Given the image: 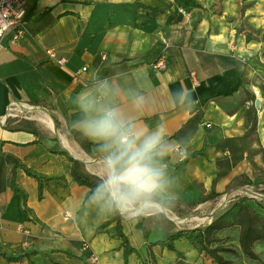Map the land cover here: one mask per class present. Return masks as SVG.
<instances>
[{"label":"crops","instance_id":"crops-1","mask_svg":"<svg viewBox=\"0 0 264 264\" xmlns=\"http://www.w3.org/2000/svg\"><path fill=\"white\" fill-rule=\"evenodd\" d=\"M195 1L200 6L184 7L178 0H28L24 35L0 47V264H30L27 257L9 261L2 255L33 251L47 254H33L34 264H90L83 242L100 264H124L116 224L97 230L115 207L87 196L89 188L75 180L67 157L105 182L106 157L115 145L104 149L105 141L90 137L89 152L70 130L85 134L86 123L104 109L117 112L137 143L164 131L153 157V166L163 172L162 187L152 195L168 202L150 198L120 211L124 232L138 250L128 264H137L150 243L182 229L183 219L198 217L201 223L190 228L204 226L227 200L259 194L257 184L264 185V12L256 6L264 0ZM244 19L259 30L253 33L256 39L246 41L248 29L237 33ZM48 50L67 62L60 64ZM162 55L166 67L156 70L153 64ZM13 106L39 107L52 123H21L8 113ZM199 111L202 119L181 144L174 134ZM205 143L204 154H196ZM182 152L186 159L180 161ZM13 159L58 180L45 185L40 199L38 180L15 168ZM13 182L26 190L28 212ZM186 212L191 217H184ZM175 249L153 246L157 264H215L186 239L177 240Z\"/></svg>","mask_w":264,"mask_h":264},{"label":"trees","instance_id":"trees-1","mask_svg":"<svg viewBox=\"0 0 264 264\" xmlns=\"http://www.w3.org/2000/svg\"><path fill=\"white\" fill-rule=\"evenodd\" d=\"M184 7L187 6H200V4L195 0H178ZM246 8L242 9V13L244 14ZM246 19L242 23L237 26V33H241L246 29L250 30V32L246 33V41H251L256 39L257 37L253 34L259 32L253 25L249 22H245ZM245 23V25H243ZM234 91L227 93L226 95H231ZM203 111L197 112L193 115L182 127L174 134V138H176L181 144H185L191 135L193 134L195 128L197 127L198 122L202 119ZM256 117L254 118L252 127L256 125ZM71 133L74 135L76 140L90 152L91 146L94 142L91 140L89 136L84 134L83 132L71 128ZM208 144L205 143L203 148L197 152L196 154H204L205 149ZM60 153H65L64 151H59ZM66 154V153H65ZM68 159L72 162V174L75 180L80 185H85L89 188L87 196L96 195L99 198L100 202L109 201L114 207V203L110 201L109 194L102 187L104 183L98 179L96 176L88 174L85 170L84 163L75 159L74 157L67 154ZM15 168H22L28 175L35 177L38 180L39 184V198L43 197L44 187L51 180H58V177L54 176H46L40 173L33 171L26 164L22 163L18 159L12 160ZM1 173L2 169L0 168V190L1 186ZM11 188L14 193L20 196L22 209L24 212H28L29 209L27 207V199L28 194L25 189L19 186L17 183L13 182L11 184ZM150 198H154L160 202L166 203L168 200L160 199L154 197L153 195ZM253 197H249L247 195L238 196L233 202H231L226 208L221 210L210 223L204 226H198L194 228H182L172 234L165 241H157L152 242L148 245V254L149 257L153 260L154 264H157L156 255L153 250V246L160 245L162 248H168L171 250L175 249V242L179 239L188 240L199 253L206 255L211 258L215 264H233V261L227 258L224 254L226 253H235L236 251L224 245V239L219 236V234L232 231L234 229L238 230V244L243 252V254L251 259V260H260L258 253L255 250V246L259 242H264V212L256 210L254 207L252 200ZM176 202L177 200H171ZM257 202V201H256ZM195 204H189L188 206H194ZM112 223L116 224V235L122 240L121 247L124 251V264L129 263V257L138 253V250L131 244L129 237L124 232L123 229V216L120 213V210L115 207V214L110 217L108 220L103 222L101 225L97 227V230L101 228H106ZM138 226L143 229L144 234L148 235V231L145 227L138 223ZM44 254L46 253L42 251H33L31 253H22L20 255L8 256L3 254L2 256L6 257L9 261H19L24 257H27L30 260V264H34L31 261V256L33 254ZM89 255V253H87ZM179 257H182V254H178ZM60 264V263H56ZM175 264H182L181 260L177 261Z\"/></svg>","mask_w":264,"mask_h":264},{"label":"clouds","instance_id":"clouds-1","mask_svg":"<svg viewBox=\"0 0 264 264\" xmlns=\"http://www.w3.org/2000/svg\"><path fill=\"white\" fill-rule=\"evenodd\" d=\"M84 131L93 139L105 141L104 149L115 145L106 157L107 179L102 187L121 212L138 202L143 206L162 187L163 172L153 166L164 135L162 128L137 143L138 137H129L117 112L104 109L86 123Z\"/></svg>","mask_w":264,"mask_h":264},{"label":"rangeland","instance_id":"rangeland-1","mask_svg":"<svg viewBox=\"0 0 264 264\" xmlns=\"http://www.w3.org/2000/svg\"><path fill=\"white\" fill-rule=\"evenodd\" d=\"M260 4L263 5L264 3H261V2L258 3V5L256 6V8H257L256 11H258L259 13L260 12L263 13L264 7H262ZM258 7H259V9H258ZM236 17H239V15L237 14ZM242 22L243 21H241V23ZM238 23H240V22H238ZM243 25H245V23ZM245 27H246V25H245ZM8 113L12 117H14L15 119L20 120L21 123H24V121H33L39 127H43L45 125L44 122L41 120L42 114H45V113H44V111H41V109L39 107L33 106V107H25L24 108L22 106H13L8 111ZM36 124H33V125L36 126ZM262 187H260V185L257 184L255 189H256V192H258L259 194L256 195V198L253 197L252 203H253L254 207L256 208V210L264 212V185ZM258 188H261V189H258ZM234 200H232V201L227 200L224 208H226ZM224 208H222V210ZM197 213H198V211H195L194 213L192 212L191 216L196 215ZM171 216H175V214L174 215L171 214ZM188 216H190V215L188 212H186V215H184V217H188ZM192 218L187 219L186 221L181 223L180 226L182 228H190V227L196 225L197 223H201V221H197L194 218L193 219ZM209 221L210 220H208L206 222H202V225L208 224ZM219 236L224 239V241H225L224 245L225 246L231 247L236 251L235 253H227V254L225 253L224 254L227 258H229L233 261V264H264V242H259L255 246V250L258 253L261 261H259V260L254 261V260L247 258L243 254V252L241 251L239 244H238V239H237L238 238V230L237 229L221 233V234H219ZM140 259L141 260L138 261L137 264H154L153 260L149 257L147 249L142 252V254L140 255Z\"/></svg>","mask_w":264,"mask_h":264},{"label":"built area","instance_id":"built-area-1","mask_svg":"<svg viewBox=\"0 0 264 264\" xmlns=\"http://www.w3.org/2000/svg\"><path fill=\"white\" fill-rule=\"evenodd\" d=\"M27 5L28 0H0V47H3L5 41L8 40L10 42L19 41L24 35L26 31L25 17ZM48 55L56 59L60 64H65L67 62L66 58H58L53 50H48ZM165 67V56H159L154 62L153 68L162 70ZM86 69L87 67H83L81 70L76 71L74 80L78 81L80 73ZM184 159H186V154L182 152L179 160L183 161ZM1 219L2 216L0 214V221ZM19 229H23L22 225H19ZM82 250L89 253L88 258L90 264H100L99 256L93 253L88 242H83Z\"/></svg>","mask_w":264,"mask_h":264},{"label":"bare ground","instance_id":"bare-ground-1","mask_svg":"<svg viewBox=\"0 0 264 264\" xmlns=\"http://www.w3.org/2000/svg\"><path fill=\"white\" fill-rule=\"evenodd\" d=\"M41 111H44L41 109ZM45 114H42V117H41V120L44 122V123H52V119L49 117L48 113H46L44 111ZM69 142V141H68ZM194 218H198V217H194ZM200 219V218H199ZM202 219V218H201ZM187 220L186 218L183 219L182 221H185Z\"/></svg>","mask_w":264,"mask_h":264},{"label":"water","instance_id":"water-1","mask_svg":"<svg viewBox=\"0 0 264 264\" xmlns=\"http://www.w3.org/2000/svg\"><path fill=\"white\" fill-rule=\"evenodd\" d=\"M258 103V102H257Z\"/></svg>","mask_w":264,"mask_h":264}]
</instances>
